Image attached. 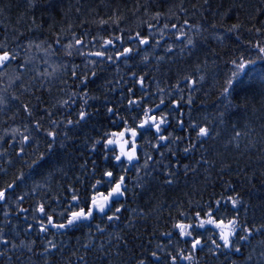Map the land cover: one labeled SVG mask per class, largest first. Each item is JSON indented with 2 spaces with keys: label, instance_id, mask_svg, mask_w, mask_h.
<instances>
[{
  "label": "trees",
  "instance_id": "trees-1",
  "mask_svg": "<svg viewBox=\"0 0 264 264\" xmlns=\"http://www.w3.org/2000/svg\"><path fill=\"white\" fill-rule=\"evenodd\" d=\"M0 44L20 72L49 68L0 108V229L9 241L0 244V264H264V0H0ZM125 48L133 51L120 56ZM96 51L106 57L87 55ZM161 99L149 115L166 117V141L136 127ZM199 127L210 136L198 139ZM132 128L135 137L125 131ZM108 139L117 143L106 147ZM133 143L137 158L117 162ZM121 176L125 195L105 213L39 231L47 222L40 206L67 223ZM209 212L217 222L236 220L232 249L215 247L216 227H195L197 213ZM177 223L194 227L192 235L181 237ZM49 240L56 247L45 252Z\"/></svg>",
  "mask_w": 264,
  "mask_h": 264
},
{
  "label": "snow or ice",
  "instance_id": "snow-or-ice-1",
  "mask_svg": "<svg viewBox=\"0 0 264 264\" xmlns=\"http://www.w3.org/2000/svg\"><path fill=\"white\" fill-rule=\"evenodd\" d=\"M173 27H175V26H173ZM181 32H182V30H181ZM177 38L179 39L180 37H177ZM134 39H139L141 45H146L149 43V41L147 39L139 37V35H137V37H135ZM83 43H84L83 41L76 39V45H81ZM111 44H112V41L107 40L104 42L103 45H101V47H107L108 45H111ZM188 44L189 45L192 44L191 39L188 40ZM68 47L71 48V47H73V45L70 44V45H68ZM4 48H5V46L3 44H0V49H4ZM171 50H172L171 48L168 49V51H171ZM132 51H133V49H131V48H125L122 52H120L119 55L120 56H127ZM259 51L261 54H264V47H260ZM80 54L84 55L85 53L81 52ZM87 55H95L98 58H100L101 60H103L106 57L105 52H99V51L89 52V53H87ZM117 58H119V57H117ZM14 59H16L15 54H10L7 50H4L2 52V54H0V68H4L5 65H7L9 63L10 60H14ZM107 59L111 61L112 57L107 56ZM112 62H114V61H112ZM242 66L243 65H241V67ZM73 74L75 75V73H73ZM133 75H135V73H133ZM195 83H196V81L189 80L190 86L194 87ZM140 84H141V87L144 86L143 78H141ZM225 92H227V89H225ZM136 103H138V102L135 100H129L130 105L136 104ZM163 103H164V101H163V99H161V104H163ZM189 103H190V101H189ZM157 107H159V105H157ZM173 107H179V105L174 104ZM25 110L27 111V109H25ZM108 111L111 113L113 111V109L109 108ZM152 111H153L152 109L145 110L144 115H145V117H147V119L145 121H143L142 123H140L139 125H137L136 127L144 128L147 124L151 123V126L155 128V131L159 136V140L160 141L168 140L169 137L164 136V135H160L161 125L165 124L167 122L166 117L162 116L159 120H157L155 115H149V113ZM181 114H183V113H181ZM86 115L87 114L84 111H81L79 114L80 120H84ZM68 123L71 124L72 121H68ZM181 124H182V122H181ZM191 127L197 128V125L195 123H193L191 125ZM125 131L126 132L130 131L132 137H135L137 135L135 128L126 129ZM48 134L50 136L53 135V133H51V132ZM236 135L239 136L240 133L237 132ZM111 136L112 137H118L120 140L123 141V145H126L129 143L128 140L123 139V137L125 136V132H119V133L113 132V133H111ZM209 136H210V133H209V129L207 127H199L198 128V131H197V138L198 139L208 138ZM24 139L27 140V137H24ZM96 143H100V141H97ZM116 143H117V139H108L106 141V147L114 145ZM194 147H195V145H192V148H194ZM184 151L187 153V152L191 151V148H185ZM122 156L126 157L129 163H131L133 160H135L137 158L135 155V144L133 143L132 150L128 151V152H125L123 146H121V154L115 156V160L117 162H120ZM205 162H207V161H205ZM105 175L111 178L113 176V173L112 172H106ZM123 180H124V177L121 176L120 181L115 183V186L111 189V191L108 193V195L102 196L100 198V200L102 202H99L98 198L96 196H93L92 197V207L89 208L87 212H85L83 209H81L80 211H77V212H73L71 214V216L67 219V223H63V222L55 223L53 220V217L50 214L46 213L43 206H40L37 209V211L40 213L41 216L47 217V222L46 223L40 222L39 231L41 233H45V232H47V229L49 226H51L52 228H56L57 230H63V229L69 228V227L75 225L80 220L89 219L93 215V209L99 211L102 214L105 213V210L108 207V202H109L111 197H113V196H124L125 195V192L122 190V188L124 187ZM165 182L168 184H171L173 181L171 179H169ZM99 183H100V181H97V184H99ZM9 187H11V185H9ZM93 187H95V185H93ZM5 199H6L5 192L0 191V201H4ZM73 199L75 200L76 197L74 196ZM217 203H219V202H217ZM238 203H239L238 200H236L235 198H232L233 208H235ZM20 211L24 212V211H27V209L21 208ZM116 211L119 212L120 209L117 208ZM5 215H7V213H5ZM108 219L113 220V219H117V217L115 215H112V216H108ZM197 220H199V224L195 225V227L204 228L205 225H212V226L216 227L217 229H219V239H220V241H222V245L220 243H217V241L214 240L213 244L215 245L216 248H221V247L224 249H232L233 248L232 237L234 236L236 229H237V222L235 219L230 220L227 223H224L223 221L217 222V220L215 218H213L211 213L209 212V213H206V218H201L200 214L197 213ZM175 227L177 229H179L181 237H187V236L192 235V233L188 231V228L190 227L189 225H186L183 223H177L175 225ZM28 230L29 231L31 230L30 225H29ZM99 230L103 231V229H99ZM242 230H243V232L247 233V235H242L240 237V239L241 240H247L248 237L252 234V232L248 228H243ZM2 232H3V229H0V244L7 246L9 244V241L3 237ZM168 235H171V234L169 233ZM47 243H48V247L45 248V252H50L53 248L56 247V245L51 240H49ZM200 245H201V241L199 239H196L192 242V249L195 250ZM15 247H16V245L12 244V248H15ZM29 251H31L30 248H29ZM235 251L239 252L240 249L235 248ZM4 254H5L4 251L0 250V256H3ZM152 257L156 260H159V257L157 256V254L155 252H152ZM81 259H82V257H81ZM181 259L191 260L192 257L186 256V257H181ZM139 264H145V261L143 259H141L139 261ZM173 264H175V258H173Z\"/></svg>",
  "mask_w": 264,
  "mask_h": 264
},
{
  "label": "rangeland",
  "instance_id": "rangeland-1",
  "mask_svg": "<svg viewBox=\"0 0 264 264\" xmlns=\"http://www.w3.org/2000/svg\"><path fill=\"white\" fill-rule=\"evenodd\" d=\"M15 63H16V61L12 60L7 65H5L4 68L0 69V108L5 109V110L7 108H9V106H10L9 102L11 101L13 93H14L12 91L13 88H21L24 84H30V82L28 80L31 77L33 79V82H37L38 79H40L39 71H40L41 67L46 66L44 64H40L41 67L39 65H37L39 67L32 68L30 71H28L30 73H24L23 72L24 70L21 72L19 71V68L15 65ZM36 64H38V63H36ZM248 65L249 64H246L245 66L236 69V71H239L238 75H241L242 69H244ZM44 68L49 69L48 67H44ZM236 71H235V73H236ZM33 77H36L37 79L33 78ZM232 85L233 84H227L226 89H231ZM9 91H12V92H10V94H9L8 93ZM156 118H157V120L160 119L158 117H156ZM163 125H166V123L162 124L161 127ZM146 126L150 130H155V128L151 126V123L147 124ZM161 131H162V128H161ZM2 142H4V138H2ZM193 229H194V227L190 226L188 228V231H192ZM183 238H185V237H183ZM203 248L204 247L200 245L194 251H196V250L199 251Z\"/></svg>",
  "mask_w": 264,
  "mask_h": 264
},
{
  "label": "water",
  "instance_id": "water-1",
  "mask_svg": "<svg viewBox=\"0 0 264 264\" xmlns=\"http://www.w3.org/2000/svg\"><path fill=\"white\" fill-rule=\"evenodd\" d=\"M11 61V60H10ZM9 61V62H10ZM0 69H2V68H0ZM164 105V103L163 104H160V106L159 107H156V108H154V111H158L162 106ZM114 198V196L113 197H111L110 199H113ZM102 202V201H101ZM74 226V225H73ZM49 228H52V227H49ZM70 228V227H69ZM56 229V228H55ZM66 229H68V228H66Z\"/></svg>",
  "mask_w": 264,
  "mask_h": 264
}]
</instances>
